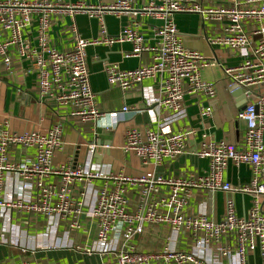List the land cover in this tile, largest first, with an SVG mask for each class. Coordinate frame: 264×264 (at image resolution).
<instances>
[{"label": "built area", "instance_id": "obj_1", "mask_svg": "<svg viewBox=\"0 0 264 264\" xmlns=\"http://www.w3.org/2000/svg\"><path fill=\"white\" fill-rule=\"evenodd\" d=\"M130 0H121L111 6L93 7L71 4L66 0L53 3L51 0H0V31L7 33L0 41V62L6 70L14 56L29 60L36 73V86L41 101L54 103L57 107L70 108V116L97 123L105 116L116 120L117 112L103 113L99 110L95 96L90 89L85 50L88 46L129 42L132 52L125 57L138 56L142 52L153 53L150 64L133 70H121L118 64L105 63L103 72L107 84L122 92L139 85L143 80L159 77L160 96L147 106L156 105L158 111L166 113L168 119H177L183 113V98L186 94L202 95L214 99L213 82L203 81V69L221 67L223 80L232 93L242 89L245 104L236 114V119L245 123V133L240 147L224 141H213L202 134L195 151V158L208 161V172L195 179L164 178L154 173H145L130 178L122 173L103 175L88 167L72 168L54 166V153L62 146L61 125H55L45 133L38 129L23 133L0 131V190L4 178L14 174L20 178L22 190L35 189L31 199L23 196L13 200H0V211L16 208L31 214L56 217L64 221L70 230L81 226L80 217H88L96 223L94 245L87 250L110 254L116 264H223L212 261V254H218L224 264H249L255 257L264 264V0H217L205 5L199 0H143V12L152 14L162 23L153 28L155 43L144 46L141 34L125 26L116 36L106 32L103 14L127 12ZM65 10L73 17L78 12L89 14L99 20V35L96 38L76 37L70 50L57 51L49 40L50 14ZM175 14H196L207 29L201 34L208 46L227 49L231 53L244 50L245 58L235 66H222L215 58L198 51L187 49L181 34L175 27ZM36 17V20L34 19ZM36 22L32 46L29 29ZM15 49V51H14ZM123 107L121 112L130 110ZM201 117L211 115V108L200 111ZM167 119V120H168ZM195 130L172 132L159 127L158 130H140L136 127L125 133L123 150L138 158L143 166H162L166 160H174L186 153V142ZM16 147L31 148L34 154L29 161H13L9 153ZM230 165L247 166L250 180L244 185H233L223 179ZM56 177V190L46 185L49 177ZM93 179L113 180L137 184L144 196L160 195L151 199L146 211L131 214L126 210L124 189L115 188L98 191L97 198L86 213L81 204L73 199L77 182ZM194 190L214 195L222 192L228 195L223 204L219 220L209 218L205 213H193L188 203ZM251 197V205L242 216L237 215L235 195ZM230 196V197H229ZM117 223H126L123 231L125 240L144 232L143 223L153 227H167L166 246L161 252H138L132 246L119 247L113 238ZM137 223L134 228L133 224ZM182 234L187 240L182 239ZM12 243L0 229V245ZM20 264H29L26 261Z\"/></svg>", "mask_w": 264, "mask_h": 264}, {"label": "crops", "instance_id": "obj_2", "mask_svg": "<svg viewBox=\"0 0 264 264\" xmlns=\"http://www.w3.org/2000/svg\"><path fill=\"white\" fill-rule=\"evenodd\" d=\"M59 3L61 0H51ZM121 0H66L71 4L83 6L103 7L111 6ZM131 9L127 12L105 13L103 20L109 36H116L123 27L129 26L136 30L143 38L144 46L155 43L153 28L162 22L152 14L142 11L143 0H130ZM206 6L217 3V0H199ZM36 20V17H34ZM51 27L49 31L50 44L57 51L70 50L76 37L82 39L96 38L99 35V20L87 13L78 12L71 17L65 10L50 14ZM173 22L176 29L183 34V45L207 57H214L216 63L222 66H235L245 58L244 50L240 53H231L227 49L208 46L201 36L207 29L196 14H175ZM261 27L264 30V22ZM32 46H36L34 34L36 22L29 29ZM7 33L0 31V41L5 40ZM129 42L113 43L110 46L98 44L88 46L85 50L86 65L89 73V84L95 96L96 104L103 113L117 112L116 120L105 116L95 122L83 120L80 117L70 116V108L57 107L54 103L41 101L37 86L36 73L29 60L14 56L9 70L0 62V131L23 133L38 129L45 133L52 126L61 125L62 146L54 153V166H70L72 168L88 167L91 171H98L103 175L122 173L130 178H137L145 173H154L164 178L195 179L208 172V161L195 158L191 153L195 151L202 134L216 142L224 141L240 147L245 133V123L236 119V114L243 107L242 92L234 95L223 80L221 67H213L201 71L203 81L213 82L215 98L210 99L202 95L186 94L183 98V113L177 119H168V115L158 111L156 105L147 106L160 96L161 81L159 77L143 80L130 90L122 92L116 87L107 84L103 72L105 63L118 64L121 70H133L141 65L150 64L153 53L142 52L138 56L125 57L132 52ZM15 51V49H14ZM16 52V51H15ZM242 105V106H241ZM123 107L130 110L122 113ZM211 108V115L202 118L200 111ZM168 119V120H167ZM136 127L140 130H158L163 127L172 132L195 130L186 142V153L174 160H166L162 166H143L134 155L124 152L125 133ZM34 150L16 147L9 153L13 161H29ZM223 174V179L233 185H244L250 180V170L247 166L230 165ZM20 178L14 174L4 178L3 188L0 190V200L15 201L18 196L31 199L35 189L22 190L19 188ZM46 185L56 190L58 179L54 176L47 179ZM124 189L123 197L126 201V210L131 213H143L151 199L162 197L166 188L162 187L160 195L151 198L144 196L141 187L137 184L117 182L105 179H93L77 182L73 190V199L81 204L84 213L97 198L99 190L106 188L113 191L115 188ZM228 195L217 192L210 195L207 192L194 190L188 203V210L196 213L201 211L209 218L219 220L223 214L224 200ZM230 197V196H229ZM237 215L242 216L251 205V197L241 194L235 195ZM264 209V201L261 203ZM81 226L70 230L66 222L56 217L31 214L26 211L12 208L6 212L0 211V229H3L7 240L12 243L0 245V264H20L23 261L29 264H116L110 254L88 252L94 245L96 223L87 216L80 217ZM137 223L133 224L135 228ZM126 223H117L113 238L119 242V247L132 246L138 252H161L166 246V237L169 234L167 227H153L143 223L144 232L134 235L130 241L123 237ZM182 239H186L182 234ZM215 263H225L218 255L212 254ZM249 264H259L257 257Z\"/></svg>", "mask_w": 264, "mask_h": 264}, {"label": "water", "instance_id": "obj_3", "mask_svg": "<svg viewBox=\"0 0 264 264\" xmlns=\"http://www.w3.org/2000/svg\"><path fill=\"white\" fill-rule=\"evenodd\" d=\"M239 92H242V94H243V100H244V102L242 103V105H244L245 104V102H246V100H245V96H244V92H243V90L242 89H238V90H235L234 92H232L234 95H236L237 93H239ZM241 105V106H242Z\"/></svg>", "mask_w": 264, "mask_h": 264}]
</instances>
